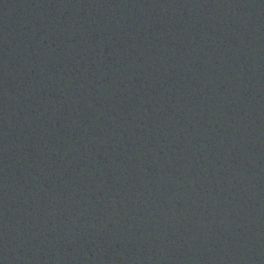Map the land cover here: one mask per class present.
<instances>
[{
  "label": "water",
  "instance_id": "obj_1",
  "mask_svg": "<svg viewBox=\"0 0 264 264\" xmlns=\"http://www.w3.org/2000/svg\"><path fill=\"white\" fill-rule=\"evenodd\" d=\"M0 264H264V0H0Z\"/></svg>",
  "mask_w": 264,
  "mask_h": 264
}]
</instances>
